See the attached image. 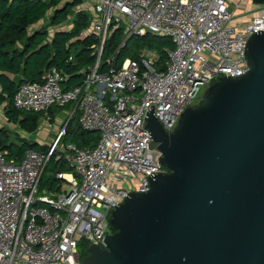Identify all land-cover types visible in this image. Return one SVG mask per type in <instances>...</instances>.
I'll return each instance as SVG.
<instances>
[{
	"label": "built area",
	"instance_id": "2783aa9c",
	"mask_svg": "<svg viewBox=\"0 0 264 264\" xmlns=\"http://www.w3.org/2000/svg\"><path fill=\"white\" fill-rule=\"evenodd\" d=\"M76 11L89 15L81 37L94 36L96 58L80 85L65 89L67 77L50 68L41 83H24L13 96L16 110L41 114L50 121L53 107L71 106L61 129L42 152L28 150L15 163L0 150V264H82L78 243L105 247L111 211L130 193H144L149 178L163 170L160 154L149 146L144 130L149 112L167 132L180 114L220 77L249 71L247 40L264 32V4L250 5L248 19L232 24V0H79ZM127 37L169 39L164 66L158 55L140 49L137 60L114 58L98 71L104 45L121 30ZM122 45V44H121ZM71 60V59H70ZM76 118L82 130L98 133L93 148L63 146L65 129ZM50 127V126H49ZM66 162L73 174L58 172L66 182L60 192L39 191L46 164Z\"/></svg>",
	"mask_w": 264,
	"mask_h": 264
},
{
	"label": "water",
	"instance_id": "95a60500",
	"mask_svg": "<svg viewBox=\"0 0 264 264\" xmlns=\"http://www.w3.org/2000/svg\"><path fill=\"white\" fill-rule=\"evenodd\" d=\"M245 58L249 71L209 85L172 131L147 114L166 171L111 211L115 232L82 264H264V32Z\"/></svg>",
	"mask_w": 264,
	"mask_h": 264
},
{
	"label": "trees",
	"instance_id": "16d2710c",
	"mask_svg": "<svg viewBox=\"0 0 264 264\" xmlns=\"http://www.w3.org/2000/svg\"><path fill=\"white\" fill-rule=\"evenodd\" d=\"M79 4V0H0V104L6 106L7 120L17 123L27 134L36 131L42 115L19 111L13 107V96L17 89L24 83H41L47 70L52 67L66 75L67 82L63 87L69 89L80 85L85 74L95 64L92 46L97 44V40L94 36L81 38L82 31L89 27L90 17L84 12L76 11ZM40 21L46 24L33 29L32 27ZM65 22H69V30H57L50 36L49 27H59ZM122 36L121 30L118 29L108 38L98 71H105L107 61L112 58L117 67L125 59L137 60L140 49L144 47L158 55L156 65L161 68L166 61L165 49H173L169 39L146 35L143 38L132 37L141 41L142 45L129 54L126 46L118 50L122 44ZM51 110L49 114L52 122ZM65 131L70 144L79 149L93 148L98 141V133L82 130L75 117L70 120ZM46 149L18 137L10 139L8 132L0 127V150L6 152L8 161L18 163L28 150L42 152ZM51 160L56 170L52 177H49V181L42 182L41 178L40 192H60L61 184L66 182L56 179L55 174H70L64 171L66 167L62 161Z\"/></svg>",
	"mask_w": 264,
	"mask_h": 264
},
{
	"label": "rangeland",
	"instance_id": "374dc122",
	"mask_svg": "<svg viewBox=\"0 0 264 264\" xmlns=\"http://www.w3.org/2000/svg\"><path fill=\"white\" fill-rule=\"evenodd\" d=\"M235 2H238L241 7L239 8H235V7H229V11L232 13V17H233V21L232 24L235 25L237 23H243L245 21H247L248 19H246L245 17L241 18L243 15H245L246 13H248L250 11V5L252 4L250 0H232V6H234ZM50 13V12H49ZM69 20L71 19V16L68 18ZM69 22H65L63 23L61 26H59L58 28H60L61 30H69L70 26L68 24ZM46 24V22H42L40 21L38 24L34 25V27L38 26H44ZM123 25H121V32L123 34L122 36V45L125 43L128 53L131 54L132 52H134L137 48H141V41L135 40V39H127V36L124 34L123 30ZM49 32L51 33V31L55 30V28L53 27H49ZM120 49V48H119ZM118 49V50H119ZM139 50V49H138ZM207 87L205 88H201L198 96L193 100L192 104H199L202 101V95L205 91ZM55 109V108H53ZM3 106L0 105V126L3 127L9 135L10 139H15V137H18L20 139H24L26 141L32 142L34 139H40V141L43 143L45 141V135H44V131L41 130V132L39 133H34L32 135H27L26 133H24L22 130L19 129V127L17 126H13L10 124L5 123L4 118H3ZM63 111H65L64 109H60V110H56V117L57 118H62L61 116L63 115ZM53 121H47L44 120V126L45 128L48 130V139H51L52 137L54 138L56 136V133L61 129V125H62V120L61 123H55L54 126H52L53 122H54V118H52ZM7 124V125H6ZM50 126V127H49ZM41 128L43 127V125L40 126ZM40 131V130H39ZM63 146L67 147L71 142L69 141L68 137H64L62 140ZM70 154L68 151L63 150L62 152V156L64 157L62 164L64 167H66L64 169L65 172H70V174H73V176H75L76 180L79 182V177L76 175L74 169L70 166L69 163L66 162L65 156ZM56 170L55 166H54V162L51 160L46 164L44 173H43V180L42 182H47L49 181V177H52L53 172ZM163 170H166L163 167ZM61 186L63 187L64 190L67 189L66 184L62 183ZM42 192V191H41ZM115 231L109 226V228L107 229V233L109 234H113ZM87 246L88 244L85 242H80L78 243V252H79V259L80 261H82L85 257L88 256V252H87Z\"/></svg>",
	"mask_w": 264,
	"mask_h": 264
},
{
	"label": "crops",
	"instance_id": "0c3cea01",
	"mask_svg": "<svg viewBox=\"0 0 264 264\" xmlns=\"http://www.w3.org/2000/svg\"><path fill=\"white\" fill-rule=\"evenodd\" d=\"M33 29H37V28H39L38 26H36V27H32ZM53 28H55V30H53V31H51V33L49 32V34H50V36L52 35V33H54L55 31H57V30H61L60 28H58V27H53ZM48 31H49V29H48ZM66 82H67V79H66V81H65V83L64 84H66ZM0 105H2L3 106V118H4V121H5V123H7V124H10V125H13V126H17V127H19V125L17 124V123H13V122H9L8 120H7V118H6V113H5V104H0ZM62 109H64L65 111H63V115L61 116L62 118H57L56 117V110L58 111V110H60V109H52L51 111H52V118H54V122H53V124H52V126H54V124L57 122V123H61V121L63 120V119H65V117L68 115V114H70V111H71V106L70 105H68L66 108H62ZM44 118L43 117H40V119H39V121H38V126H37V129H36V131L35 132H33V133H31V134H27V135H32V134H34V133H39V132H41V130H43L44 131V135H45V141L42 143L41 141H40V139H34L32 142L33 143H36V144H38L40 147H41V149L42 148H47L49 145H50V143H51V141L53 140V137L51 138V139H48L47 138V136H48V130L45 128V124H44ZM6 124V125H7ZM41 125H43V127L41 128L40 126ZM1 127V126H0ZM20 129V128H19ZM21 130V129H20ZM40 130V131H39ZM23 131V130H22ZM24 132V131H23ZM25 133V132H24ZM29 142V141H28Z\"/></svg>",
	"mask_w": 264,
	"mask_h": 264
},
{
	"label": "bare ground",
	"instance_id": "6f19581e",
	"mask_svg": "<svg viewBox=\"0 0 264 264\" xmlns=\"http://www.w3.org/2000/svg\"><path fill=\"white\" fill-rule=\"evenodd\" d=\"M260 5H263V4H260ZM258 34V33H257ZM86 37H90V36H86ZM86 37H81V38H86ZM156 37H158V36H156ZM130 38H132V37H127V39H130ZM161 38V37H160ZM164 39H167V38H164ZM126 43V42H125ZM123 45H125L126 46V44H123ZM125 46L124 47H122V48H120L119 49V51L121 50V49H123V48H125ZM116 62V61H115ZM249 69H250V67H249ZM229 77V76H228ZM240 77V76H239ZM65 83V82H64ZM159 122V121H158ZM161 125V124H160ZM167 132V131H166ZM91 133H96V131H93V132H91ZM150 138V137H149ZM48 148V147H47ZM159 153V152H158ZM160 161V160H159ZM56 162V161H55ZM162 165V164H161ZM163 166V165H162ZM58 173V172H57ZM157 175V174H156ZM56 178V177H55ZM57 179V178H56ZM150 179V178H149ZM59 180V179H58ZM60 181H64V180H60ZM149 187H150V183H149ZM149 190V189H148ZM147 190V191H148ZM146 191V192H147ZM145 193V192H144ZM128 197V196H127ZM124 202V201H123ZM121 205V204H120ZM118 207V206H117ZM105 241V240H104ZM88 245H90V244H88ZM88 247V246H87Z\"/></svg>",
	"mask_w": 264,
	"mask_h": 264
},
{
	"label": "flooded vegetation",
	"instance_id": "af4514ba",
	"mask_svg": "<svg viewBox=\"0 0 264 264\" xmlns=\"http://www.w3.org/2000/svg\"><path fill=\"white\" fill-rule=\"evenodd\" d=\"M194 105V104H193Z\"/></svg>",
	"mask_w": 264,
	"mask_h": 264
}]
</instances>
